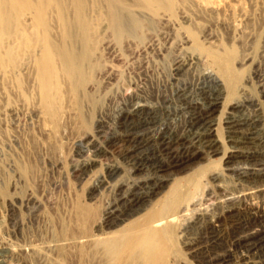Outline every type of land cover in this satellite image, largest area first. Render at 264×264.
<instances>
[{
  "label": "rangeland",
  "instance_id": "obj_1",
  "mask_svg": "<svg viewBox=\"0 0 264 264\" xmlns=\"http://www.w3.org/2000/svg\"><path fill=\"white\" fill-rule=\"evenodd\" d=\"M221 4L212 10L188 1L173 18L145 21L143 41L118 42L102 24L89 96L81 106L64 96L55 130L37 113L31 58L12 73L0 70V186L8 194L0 205V262L98 264L90 246L83 259L75 245L55 247L61 233L77 230V204L113 213L92 231L102 237L143 219L174 188L194 192L199 182L203 196L175 215L176 263L264 264V193L247 194L264 184V0ZM210 52L234 54L243 81L234 97L215 100L207 76L229 85ZM134 103L147 105L139 116L126 113ZM230 115L236 124L229 129ZM211 120L227 152L243 141L241 155L226 164L223 150H203L186 161L206 145L198 135Z\"/></svg>",
  "mask_w": 264,
  "mask_h": 264
},
{
  "label": "bare ground",
  "instance_id": "obj_2",
  "mask_svg": "<svg viewBox=\"0 0 264 264\" xmlns=\"http://www.w3.org/2000/svg\"><path fill=\"white\" fill-rule=\"evenodd\" d=\"M188 1L197 2L204 9L214 10L222 5L223 0H0V70L12 73L17 70L23 56L31 58L32 78L38 99L37 113L43 124L45 122L50 125L52 130L53 128L54 130L58 129L62 124L61 103L63 97L68 95L76 105L81 106L82 99L89 96L87 84L93 81L94 73L99 68L95 55L100 44L101 30L99 29L102 24H106V29L118 42H122L128 37H134L141 41L143 35L140 34V31L143 29L145 21L148 26H151L163 16L168 19L173 18L175 11ZM96 10H98L97 14L93 15L92 13ZM210 54L214 66L216 65L220 69L218 71L228 77L227 80L225 77L223 78L229 85L227 86L228 90V88H223L219 78L212 74L207 76L213 92L217 94L215 100L221 97L226 99L229 96L230 98L234 97L238 86L243 82L241 75L236 73L232 67L231 56L234 54L231 53L230 57L222 56L217 52H210ZM188 65L186 63L185 67L187 68ZM17 81L22 87V81L20 79ZM227 83L224 82L225 86ZM146 107V104L136 103L133 110L126 111V113L130 116L134 114L139 116ZM147 118L148 116H146ZM226 120L229 129L236 124L235 118L231 115ZM218 124L212 120L208 122L204 132L198 135V138H206V145L201 146L202 148L198 147L199 152L191 154L186 161L201 158L205 155L203 150L214 154L223 150L226 164L241 155V147L239 148L238 145L243 143L242 140L235 141L237 150L234 148L233 151L227 152V147L224 148V144L218 137L217 139L223 144L219 148V140L213 136L214 132H217ZM259 173L260 171L257 170L256 175ZM259 177L252 180L254 185L258 184ZM263 185H257L247 194L260 195L264 193ZM200 188L199 182L194 185L195 193L183 192L181 188H174L171 195L160 201L149 214L142 217L143 219L129 225L124 230L120 229L121 231L112 234L107 232L109 235L102 237L93 234L92 231L99 230L101 225L107 224L113 213L103 212L100 215L96 210L98 208L94 209L95 207L93 208L92 205L81 202L74 209L78 217L77 230L61 233L63 236H61V240H57L55 247L57 245L56 249L61 250L63 246L75 245L78 251L74 250V252L78 253L79 259H83L89 254L86 247L90 246L94 248L93 253L98 257V264H125L126 261L134 260L136 263L139 261L140 264H177L178 262L176 263L172 254L171 239L175 215L190 205L191 200L189 201V199L198 196V194L203 196L200 193ZM7 195V189L0 186L1 206L5 205ZM200 200H203V197ZM10 207L14 209L12 204ZM183 213L184 211L182 215ZM128 215L125 214V216ZM117 221L118 219L115 222L112 221L110 226L115 225ZM71 248L73 247L71 246ZM87 259L88 263L92 261L89 260V257ZM0 264L5 263L0 262Z\"/></svg>",
  "mask_w": 264,
  "mask_h": 264
}]
</instances>
